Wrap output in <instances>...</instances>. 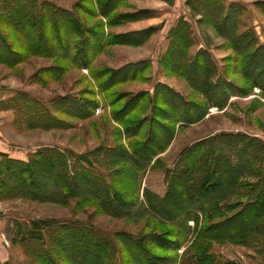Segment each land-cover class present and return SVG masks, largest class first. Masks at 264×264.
Masks as SVG:
<instances>
[{
  "label": "rangeland",
  "instance_id": "1",
  "mask_svg": "<svg viewBox=\"0 0 264 264\" xmlns=\"http://www.w3.org/2000/svg\"><path fill=\"white\" fill-rule=\"evenodd\" d=\"M3 1L0 0L1 3ZM39 1H49L71 10L80 20L84 37L91 39L89 51L91 48L97 49L96 57L89 68L80 67L64 57L32 54L28 50L29 45H41L46 51L58 48L57 34L52 39L47 36L45 41H38L31 28L18 32L9 25L5 27L4 23L9 21H3L0 32L22 57L12 65L0 61V148L5 149L0 151V171L16 166L7 158L28 161L37 157L43 148H56L68 155L86 156L91 162L85 163L87 167L112 182L117 191L126 193L127 200H134L137 204L130 207L132 210L128 215H116L107 212L96 201L80 196L61 203L18 194V188L13 193L0 194V264H73L68 260L73 249L64 246L65 242L71 240L67 232L59 234L67 236L59 241L60 237L56 238L57 233L53 228L43 227V239L30 238L23 229L33 227V221H42L41 226L51 222L76 224L90 230L83 234L91 240L92 233L109 238L116 245L112 262L117 264H147L143 254L139 257L141 261L133 258L137 251L134 239L140 238L151 255L168 259L169 264L174 259L176 264H264V213L259 215L257 221L253 217L255 210L264 202V0H171L170 3L159 0H112L116 3L110 18L103 15L99 7V3L105 0ZM209 3H221L223 16L233 4L230 13L239 19L237 31L232 30L229 24L219 22L218 10L211 13ZM152 9L159 10L160 16H155ZM182 22L187 23V29L192 31L193 42L188 54L194 56L200 48L207 49L217 67L216 73L210 76L211 80L215 81L220 76L227 85L224 90L227 97H224L222 89L211 91V98L219 100L218 105L211 102L198 85H192L182 67L174 69L162 60L167 50L160 57L159 44L167 33L170 37L171 31H181ZM138 25H144L146 29L134 31ZM62 26L58 31L64 35L62 42L63 48H66L75 35L73 30L66 31ZM89 31L99 35L95 38ZM122 34L127 35L122 37L125 43L109 40L111 37L120 38L118 36ZM240 34L246 38L241 42L247 43L243 50L239 49ZM151 37L153 41L147 46L143 45ZM133 56L148 57L139 61H146L145 64L140 63L142 70L137 72L134 79L115 83L108 91L101 93L97 78L104 80V75ZM258 60L260 68L254 70L251 64ZM92 71H98V74L93 75ZM133 74L134 71H130V77ZM201 77L203 79V74ZM256 80L260 83H256ZM161 82L172 85L190 105L183 107L176 103V107L169 110L155 97V103L164 114L170 111L172 115L170 118L165 117L168 115L155 118L152 140L153 146L157 147L153 161L146 169L139 171L130 163L131 160L128 163L126 159L127 162L121 164L103 157V147L117 153L119 144L129 149L131 141L145 142L150 122L145 123L139 137L126 138L123 123H119L114 113L120 111L134 94L143 95L148 91L150 96H146L138 110L130 115L136 121L146 118L149 115L147 99L152 97L157 85L158 93L162 90ZM20 93H28L32 98L50 105L51 113L59 123L52 127L28 126L24 115L31 111L33 105L25 97H18ZM70 95L78 100H97L99 106L88 116L81 117L69 113L74 110L72 107L68 112V109H58V103L51 105L56 98ZM13 105L19 109L13 108ZM199 106L206 107L205 114L201 113ZM186 111L191 114V120L186 125L176 123L177 114ZM159 125L173 129L175 125L173 138L168 143L164 141L167 132ZM231 133H241L257 140L252 143H257L262 160L251 163L248 171L256 169L260 178L257 174L239 176L238 186L223 200L228 206L221 210L220 216L218 213L207 218L199 213L198 219L189 220L186 225L183 224L187 212L184 208L181 210L178 207L175 212L177 217L171 222L154 215L149 209H143L144 205L148 206L146 190L163 197L170 186V177L187 165L185 159L193 153L191 148L195 145L200 144L198 147L202 148L199 154L202 162L207 167H214L220 174V159L211 153V149L222 145V136ZM242 140L244 143L250 142L249 139ZM3 153L7 157L2 156ZM70 158L75 161V158ZM119 169L122 172H116ZM172 182L176 185L173 196L184 194L178 188L177 181ZM245 182L255 185L254 192L249 196L253 204L245 210L242 218L229 220L249 201L243 195L250 187L240 185ZM192 184L190 182L188 185ZM49 189L47 185L45 190ZM116 204L120 206L123 203ZM166 205L171 206L172 200ZM245 223L246 227L243 228ZM205 226L217 228L222 234L213 237L209 232L202 233ZM77 246H81L79 242ZM91 254L93 257L89 258L96 260L107 255L108 251L96 246ZM204 257V262L199 261Z\"/></svg>",
  "mask_w": 264,
  "mask_h": 264
},
{
  "label": "trees",
  "instance_id": "2",
  "mask_svg": "<svg viewBox=\"0 0 264 264\" xmlns=\"http://www.w3.org/2000/svg\"><path fill=\"white\" fill-rule=\"evenodd\" d=\"M96 1L101 2L103 0ZM114 2L116 3V1L105 0L104 3H99L102 14L107 18H110L113 14L112 9L114 8ZM19 3L20 5H18ZM213 5L214 4L209 3V11L213 13L215 9L218 10L217 17L219 22L223 25L229 24L232 30L237 31L239 19L237 16L230 13L231 6H233V4H231L229 8V12H227L224 16L222 14L223 5L221 3ZM3 21H9L4 23L5 25L3 24L5 27L9 25L18 32L24 31L27 28L30 30L31 28L34 33V37L37 38L38 41H45L47 36L52 39V37L57 34L58 48L51 49L52 51H46L41 45H29L30 47L28 50L30 53L64 57L80 67L91 68V64L96 57L97 49L91 48L89 51V44L92 43L91 39L84 37L85 31L81 28L80 20L73 12H71V10L59 7L49 1L4 0L2 3L0 2V28L2 27ZM181 24L183 27V29L181 28V31L170 32V44L167 52L163 55L162 60H164L169 67L174 69L179 66L182 67L181 69L185 70V73L187 77H189L192 85H198L204 95L211 102L218 105L220 102H218L219 100L216 101L211 98V91L222 89L224 97H227L224 91L225 88H227V85L223 82V80H221L220 76H218L215 81L211 80L210 76L213 73H216L217 67L214 59L211 57L207 49L204 50V48H200L194 56L188 54V49L193 42L191 36L192 31L187 29V23L182 22ZM61 25L66 28V31L73 30L72 32L75 35L66 48H63L64 45L62 42V36L64 35L58 31L59 26ZM91 33L95 38L99 35L97 33ZM118 37L120 38L111 37L109 40L111 42L114 41V43L126 42L125 38H122L127 37L126 34H122ZM244 37V35L240 34L238 38L239 42H241V40L244 41L246 39ZM245 45H247V43L241 42L239 44V49L243 50ZM21 57V54L13 49L12 43L9 42V39L0 32V61L12 65L19 61ZM145 62L146 61L128 63L110 71L108 75H104V80L102 78H97L101 93L108 91V88L115 85V83L117 84L134 79L137 72H140L143 68L139 67L140 63L145 64ZM260 65V60L257 62L253 61L251 67L253 66L252 68L254 70H258ZM198 70H201V73H198ZM204 70L206 72H204ZM130 71H134V74L131 75V77L129 75ZM92 74L97 75L98 71H96V73L95 71H92ZM202 74L203 79L201 77ZM254 75H256V73ZM119 76L121 77L120 79H118ZM199 77H201V79ZM256 83L259 84L260 82L256 80ZM159 85L162 89L159 92L160 94L158 93L159 86L157 85L152 97H148L147 99L148 101L146 104L149 103V115H147L146 118L136 121L133 119L134 117L131 118L130 115L138 110L146 96H150V92L148 91H146L143 95L140 93L134 94L130 101L122 106L120 111L114 113L119 123H123V135H125L126 138L139 137L140 134H142V129L145 123L147 124V121L150 122L145 142L141 143L139 141H131V148L129 149L124 147V145L119 144L117 148L120 150H118L117 153L109 150L108 147H103L105 151V154L102 155L103 157H109L111 160L113 159L121 164L125 163L126 159L129 160L128 163L131 160L132 162L130 163L139 171L146 169L153 161L157 147L156 145L153 146L152 140L154 137L155 118L159 115H168L165 116L168 118L172 115L169 110L172 108L174 109V106L176 107L177 104L183 107H188L190 105L183 95L173 89V87L169 84L161 82ZM21 96L25 97V100L28 101L29 104L31 103L34 108L30 109L31 111L24 115L28 126L52 127L54 124L59 123L57 122L56 117L52 115L50 105L44 104L40 100L32 98L28 93H20L18 97ZM74 97L75 96L72 95L68 97H58L53 100L54 102H52L51 105L58 103V109H65L66 111L68 109V112L72 107L74 110H71L69 113H74L76 115H80L81 117L88 116L99 106V101L97 100L85 101L84 99L80 98L78 100ZM155 97L160 99L162 103L169 107V112L167 114H164V111L160 109L161 107L155 103ZM112 103L114 104L116 102ZM204 106H199L202 114H205L207 110ZM13 108L19 109L15 105H13ZM177 116L175 118V122H180L182 125H186L192 117L191 114L187 113V111L186 113H178ZM158 127L160 129H165L167 132V136H165L164 141L165 143H168L173 138L175 125L174 129L163 125H159ZM222 138L223 141L220 143L222 145H219L218 148L213 147L211 149V153L214 155L216 154L215 157L218 155L217 157L220 159V174H217L214 167H207V164L204 161L202 162L199 158L202 148H200V146L198 147L200 144L197 146L195 145V147L191 148L193 153H190L185 159L187 165L178 169L176 175H172L170 177L171 182L173 180L177 181L178 188H180L184 194L173 196V194L176 193L173 190L176 186L173 182H170V186L163 197H159L152 194L151 191L146 190L148 206L144 205L143 209H149V212H152L154 215L156 214L158 217L160 216L162 219L169 220L171 222L177 217L175 214L177 209L181 208V210H183L184 208L187 212H185L186 214L183 218V224L186 225L189 220H193L195 218L198 219L199 213L205 215L207 218L216 216L218 213L220 216L221 210H224L225 207L228 206L223 202V200L232 193L234 187L238 186L237 181L239 176L243 174L254 176L257 174L260 178L259 171L256 169L248 171V168L254 161L257 162L262 160L257 143H252L253 140L257 141L256 139H251L247 135H243L241 133L223 135ZM242 139H249L248 141L250 142L244 143ZM217 151H220L221 153L218 152V154ZM2 156L7 157V154L3 153ZM70 156L75 158V161H73ZM7 161L10 163H16V166H13L10 170L0 171V194H10L18 190V194L21 195L39 199H51L61 203L80 196L85 200L96 201L107 212L116 215H128V213L132 210L130 207L137 204L134 200H127L125 196L126 193H120L117 191L112 182L107 181L102 176H98L97 173L87 167L85 163L90 164L91 162L84 155L75 156L73 153L68 155L65 151L46 147L41 149L37 153V157L31 160L21 161L18 159L7 158ZM1 163L0 165H2ZM123 168L124 167H122V169ZM122 169H119L116 172L120 173L122 172ZM190 182L194 184L189 186L188 184H190ZM245 184L247 186H245ZM47 185L50 187L48 191L45 190ZM240 185H244L248 189L250 187V190L243 195L248 197L249 201L243 205L242 210L238 211V213L232 216V218L230 217L229 220L242 218L245 214V210L253 204V199L249 196L254 192L255 185H253V183L246 182ZM42 187H44V189ZM169 200H172V205H168V207L166 204H168ZM116 203L123 204L118 206ZM137 212L138 211L135 213L137 214ZM263 213L264 202L255 210L253 217H255V220L257 221L259 215ZM32 223L33 227L23 229L25 230L26 236H29L30 238L43 239V227L53 228L57 233L56 238L60 237L58 238L59 241L64 240L67 237L59 234L67 232L69 235L68 238L71 240H69V242H65L64 246L73 249L68 256V260L73 262V264H117L112 262L117 251L116 245L109 238L100 237L99 235L92 233L93 236L91 237V240L83 234V232H90V230L76 224L66 225L63 223L57 224L55 222H51L47 223L45 226H41L43 223L42 221H33ZM245 227L246 223L243 225V228ZM218 230L219 229L217 228L215 229L205 226L202 233L209 232L213 234V237H218L222 234L221 231ZM78 242L81 245L79 247L77 246ZM133 244L137 249L135 252L136 254L133 256L136 261H141L139 257L140 254H143L147 264H169L168 259L157 258L151 255V253L146 249L147 247L144 245L142 238L134 239ZM96 246L104 248L108 251V254L105 256L103 255L101 258L99 257L96 260H91L89 257H93V254L91 253L94 251ZM198 247H200V245H198ZM201 259L199 261L204 262L205 257ZM188 261H190V259ZM170 264H176V260H170Z\"/></svg>",
  "mask_w": 264,
  "mask_h": 264
},
{
  "label": "crops",
  "instance_id": "3",
  "mask_svg": "<svg viewBox=\"0 0 264 264\" xmlns=\"http://www.w3.org/2000/svg\"><path fill=\"white\" fill-rule=\"evenodd\" d=\"M159 1H162V2H164V3H170V1L171 0H159ZM152 10H154V12H155V16H160V12H159V10H156V9H152ZM124 21V20H123ZM143 29H146V26H144V25H138V26H136L133 30L134 31H140V30H143ZM127 32H130V31H127ZM170 37H169V33H167V35H165V38H164V40L159 44V53H160V57H161V55H163V53L168 49V47H169V44H170ZM153 41V37H151L149 40H147L143 45H148V44H150V42H152ZM200 45H203V46H207L206 44H201L200 43ZM208 47V46H207ZM197 48V47H196ZM193 50V49H192ZM145 59H148V57H140V56H133V57H129V58H127L123 63H121L120 65H118L116 68H119V67H121V66H123V65H125V64H127V63H136V62H139V61H141V60H145ZM169 84V83H168ZM170 85V84H169ZM172 86V85H171ZM0 144H1V142H0ZM0 147H2L1 145H0ZM5 149H1L0 148V151H4Z\"/></svg>",
  "mask_w": 264,
  "mask_h": 264
},
{
  "label": "built area",
  "instance_id": "4",
  "mask_svg": "<svg viewBox=\"0 0 264 264\" xmlns=\"http://www.w3.org/2000/svg\"><path fill=\"white\" fill-rule=\"evenodd\" d=\"M101 109V108H100Z\"/></svg>",
  "mask_w": 264,
  "mask_h": 264
}]
</instances>
